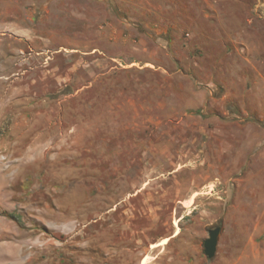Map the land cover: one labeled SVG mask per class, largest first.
I'll return each instance as SVG.
<instances>
[{
	"label": "rangeland",
	"instance_id": "obj_1",
	"mask_svg": "<svg viewBox=\"0 0 264 264\" xmlns=\"http://www.w3.org/2000/svg\"><path fill=\"white\" fill-rule=\"evenodd\" d=\"M259 73L264 0H0V264H264Z\"/></svg>",
	"mask_w": 264,
	"mask_h": 264
},
{
	"label": "water",
	"instance_id": "obj_2",
	"mask_svg": "<svg viewBox=\"0 0 264 264\" xmlns=\"http://www.w3.org/2000/svg\"><path fill=\"white\" fill-rule=\"evenodd\" d=\"M221 230L222 226L218 222L207 228L208 236L203 240L202 250L209 259L213 258L216 254Z\"/></svg>",
	"mask_w": 264,
	"mask_h": 264
},
{
	"label": "crops",
	"instance_id": "obj_3",
	"mask_svg": "<svg viewBox=\"0 0 264 264\" xmlns=\"http://www.w3.org/2000/svg\"><path fill=\"white\" fill-rule=\"evenodd\" d=\"M259 76L262 77V78L264 79V77H263V75H261V73H259Z\"/></svg>",
	"mask_w": 264,
	"mask_h": 264
},
{
	"label": "bare ground",
	"instance_id": "obj_4",
	"mask_svg": "<svg viewBox=\"0 0 264 264\" xmlns=\"http://www.w3.org/2000/svg\"><path fill=\"white\" fill-rule=\"evenodd\" d=\"M165 241H166V238L162 242H165Z\"/></svg>",
	"mask_w": 264,
	"mask_h": 264
}]
</instances>
